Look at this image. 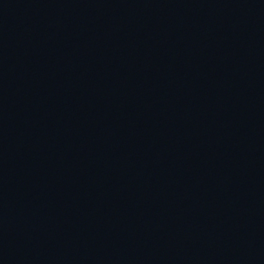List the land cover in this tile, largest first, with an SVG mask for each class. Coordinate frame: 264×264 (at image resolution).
I'll use <instances>...</instances> for the list:
<instances>
[{
  "label": "water",
  "instance_id": "1",
  "mask_svg": "<svg viewBox=\"0 0 264 264\" xmlns=\"http://www.w3.org/2000/svg\"><path fill=\"white\" fill-rule=\"evenodd\" d=\"M0 264H264V0H0Z\"/></svg>",
  "mask_w": 264,
  "mask_h": 264
}]
</instances>
